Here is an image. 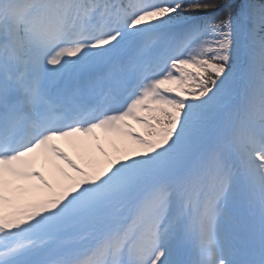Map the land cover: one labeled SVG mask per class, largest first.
I'll return each mask as SVG.
<instances>
[{
	"label": "snow or ice",
	"instance_id": "obj_1",
	"mask_svg": "<svg viewBox=\"0 0 264 264\" xmlns=\"http://www.w3.org/2000/svg\"><path fill=\"white\" fill-rule=\"evenodd\" d=\"M0 264H264V0H0Z\"/></svg>",
	"mask_w": 264,
	"mask_h": 264
},
{
	"label": "bare ground",
	"instance_id": "obj_2",
	"mask_svg": "<svg viewBox=\"0 0 264 264\" xmlns=\"http://www.w3.org/2000/svg\"><path fill=\"white\" fill-rule=\"evenodd\" d=\"M94 135L98 137L97 140H92L91 138H71L72 140H58L55 143L65 151L70 158H72L76 163L77 159L71 154L73 148H77L80 152H86L88 150L96 149L98 146H104L107 151L110 150L109 138L110 134L104 133L97 130ZM113 144H119L120 140L118 137H111ZM35 167L38 170L42 171L46 179H50L51 174L53 173L52 164L46 162L43 158H40L35 161Z\"/></svg>",
	"mask_w": 264,
	"mask_h": 264
},
{
	"label": "rangeland",
	"instance_id": "obj_3",
	"mask_svg": "<svg viewBox=\"0 0 264 264\" xmlns=\"http://www.w3.org/2000/svg\"><path fill=\"white\" fill-rule=\"evenodd\" d=\"M119 140H120V142H119V144L117 145V144H115V145H113V146H111L112 148L113 147H118L117 149H113L112 150V154H111V156L112 157H115V158H120V159H123L124 158V152L122 151L123 149H131L132 147H134V146H132L131 144H129V141H127V140H124V139H122V138H119ZM72 153H73V155L76 157V158H81V157H84V156H86V155H92V157L93 158H95V159H98L99 158V155L96 153V152H93V151H89V153L87 154V153H82V152H80L79 150H77V149H72ZM98 166H105V161L103 160L102 162H100V164H97ZM92 170V168H88L87 169V171H91ZM36 198V197H35ZM34 198V199H35ZM26 198H22L21 200H25ZM34 199H31V201L32 200H34ZM21 200H19L18 201V203H17V209H25L26 207H23V205L20 203V201ZM34 202H32L31 204H33ZM14 209H9V208H7L6 207V209H5V211L6 212H8V211H13Z\"/></svg>",
	"mask_w": 264,
	"mask_h": 264
}]
</instances>
